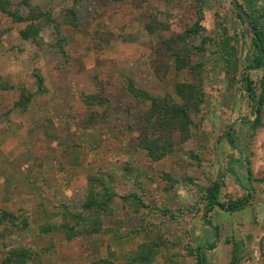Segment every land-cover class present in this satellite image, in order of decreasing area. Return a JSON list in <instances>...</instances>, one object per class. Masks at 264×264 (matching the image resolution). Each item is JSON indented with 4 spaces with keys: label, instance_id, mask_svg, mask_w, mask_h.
I'll return each instance as SVG.
<instances>
[{
    "label": "rangeland",
    "instance_id": "374dc122",
    "mask_svg": "<svg viewBox=\"0 0 264 264\" xmlns=\"http://www.w3.org/2000/svg\"><path fill=\"white\" fill-rule=\"evenodd\" d=\"M238 1L244 8V0ZM28 3L51 17L35 22L42 46L22 40L27 23L0 11V85L12 86L0 88V264L14 248L35 252L27 264H132L130 255L155 227L164 244L154 258L149 254L150 264H197L198 249L206 264H229L235 243L242 264H264V126L252 125L264 67L252 62L254 34L232 0ZM20 10L26 15L29 7ZM72 11L68 21L63 14ZM199 21L205 30L193 41L190 59L203 65V74L195 76L178 68L164 42ZM203 37L208 41L199 50ZM244 78L252 82L255 103ZM100 83L103 99L88 105L84 97ZM130 83L177 102L180 84L206 94L200 112L191 115L190 137L176 133L174 151L160 161L151 162L138 147L135 120L150 104L129 105L135 98ZM24 89L32 94L27 109L16 107ZM93 114L107 116L109 124L86 127ZM130 169L132 177L126 176ZM100 170L113 178L119 196L105 227L123 220L126 238L68 240L60 230L64 212L81 211L89 177ZM212 193L217 199L211 210ZM126 195L142 198L144 207L137 210L122 199ZM232 202L245 205L229 211Z\"/></svg>",
    "mask_w": 264,
    "mask_h": 264
},
{
    "label": "trees",
    "instance_id": "16d2710c",
    "mask_svg": "<svg viewBox=\"0 0 264 264\" xmlns=\"http://www.w3.org/2000/svg\"><path fill=\"white\" fill-rule=\"evenodd\" d=\"M121 1V0H115ZM29 0H22V5L17 6L11 0H0V11L6 14L15 23H27V26L21 30L20 37L24 41H31L37 46L43 45V39L41 38L40 26L35 23L41 19H50V15L46 12H38L30 8ZM244 11L247 13L250 20V28L253 31V42L256 49V55L254 56L253 63L256 67H264V0H244ZM25 5L29 7V12L24 15L21 13L20 8ZM235 6V5H234ZM237 10V8H236ZM74 11L68 14H63L64 18L68 21L73 20ZM239 16L242 20L244 17ZM245 21V20H244ZM61 25L56 22V28L59 29ZM151 28V25L147 26ZM205 28L202 21L195 24L194 27L186 29V31L175 35L174 37L166 40L164 43L168 49L172 50L171 54L176 56L177 66L180 69H184L187 72L200 76L203 74L202 64H192L190 59L191 52L195 49L193 41H197L200 34L204 32ZM1 35V34H0ZM207 37L201 39V43L197 46L199 50H204L207 43ZM225 51L227 65L231 64V52L229 47L225 45ZM245 82L244 90L249 93V97L252 102L255 103V96L252 93L253 86L251 80L248 78L243 79ZM39 91L44 92V79L38 75ZM262 93L258 99V108L256 112L258 116L255 122L252 124L255 129L262 128L264 126V85H262ZM12 86L0 85V88L10 89ZM98 91L91 95H86L84 100L88 105H92L97 101H101L103 98L102 92L104 89L100 83L98 85ZM129 92L133 95L134 100L129 103L133 107H138L142 102H149L150 106L146 110H140L135 120V128L138 131V147L144 151L151 162H157L168 155H170L175 149L174 136L176 133H181L184 140H187L189 132L191 130V115L198 113L206 102V94L198 86L194 84H180L176 87V95L180 98L177 102L172 99V96L168 97H155L148 92L136 88L132 83L128 86ZM26 89L23 90L22 98L17 102L16 107H22L27 109L32 100V94H26ZM109 124L107 116L92 115L86 122V127L97 128L107 126ZM132 170L130 169L126 176L132 177ZM169 177V176H167ZM89 190L86 202L82 206L80 212H70L68 209L64 212L63 225L60 227L68 240H73L81 236L91 235H105L112 236L116 243L123 242L125 233L122 232L121 225L123 220H116V227L106 228L105 219L113 217L114 203L119 197L114 189V180L105 171H99L98 176L94 175L89 177ZM217 185L213 186V191H216ZM123 200H127L129 204H137V210L139 207H144L142 198L137 195L122 197ZM217 197L212 193L210 195L209 205L211 210L215 207ZM208 205V206H209ZM245 203L232 202L228 206L229 211H235L242 209ZM209 206V207H210ZM221 209H225L224 205H219ZM50 229V228H48ZM146 229V228H145ZM148 230V229H147ZM146 230V231H147ZM144 231V230H143ZM161 228H150L145 233L143 243L139 245V250L132 253L130 262L132 264H150L152 258L161 251V244L163 238L160 235ZM113 254L112 252H110ZM35 252L25 248L10 249L7 253V257L3 260L2 264H27L33 257ZM151 254L152 258H149ZM243 252L241 245L235 243L231 253V259L229 264H242ZM197 264H206L205 256L201 253L200 249L197 250Z\"/></svg>",
    "mask_w": 264,
    "mask_h": 264
},
{
    "label": "water",
    "instance_id": "95a60500",
    "mask_svg": "<svg viewBox=\"0 0 264 264\" xmlns=\"http://www.w3.org/2000/svg\"><path fill=\"white\" fill-rule=\"evenodd\" d=\"M233 4L237 8L238 12L241 14L242 17L246 20L248 23V27L250 26V21L248 19V15L245 13L244 8L239 4L238 0H232Z\"/></svg>",
    "mask_w": 264,
    "mask_h": 264
}]
</instances>
